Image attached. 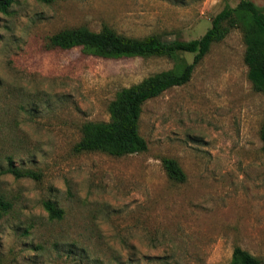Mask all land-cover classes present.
<instances>
[{
  "label": "rangeland",
  "instance_id": "1",
  "mask_svg": "<svg viewBox=\"0 0 264 264\" xmlns=\"http://www.w3.org/2000/svg\"><path fill=\"white\" fill-rule=\"evenodd\" d=\"M239 2L12 0L0 10V194L13 204L0 218V264H228L236 247L264 264V93L248 77L241 30L211 47L190 82L143 106L148 149L123 157L76 153L83 125L108 122L121 89L194 55L109 59L51 43L104 26L134 39H199ZM165 157L185 183L169 179Z\"/></svg>",
  "mask_w": 264,
  "mask_h": 264
},
{
  "label": "trees",
  "instance_id": "2",
  "mask_svg": "<svg viewBox=\"0 0 264 264\" xmlns=\"http://www.w3.org/2000/svg\"><path fill=\"white\" fill-rule=\"evenodd\" d=\"M51 3L53 0H40ZM12 0H0V10L7 12ZM234 29L243 33L246 45L245 63L248 77L258 92L264 93V7L252 0H240L232 7L227 5L212 21L211 27L202 37L194 40H164L157 35L134 39L118 34L109 26L95 32L88 28L66 29L51 38L54 47L68 50L80 47L84 54L102 58L124 57H176L181 53L194 55L193 62L144 79L139 84L121 89L109 105L108 122H89L83 125V137L75 145L76 153L101 152L115 157L143 153L148 144L140 134V120L143 106L165 91L190 82L195 68L210 52L211 47L223 41ZM264 151V123L261 128ZM169 179L175 183H185L187 175L179 163L170 157L162 160ZM6 173L14 176L32 177L30 170L8 168ZM13 204L0 194V218L7 214ZM52 218L63 217L64 211L54 203L46 204ZM228 264H262L249 251L236 247Z\"/></svg>",
  "mask_w": 264,
  "mask_h": 264
}]
</instances>
